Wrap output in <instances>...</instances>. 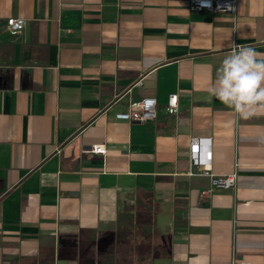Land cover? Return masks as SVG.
I'll return each instance as SVG.
<instances>
[{"label": "crops", "instance_id": "crops-1", "mask_svg": "<svg viewBox=\"0 0 264 264\" xmlns=\"http://www.w3.org/2000/svg\"><path fill=\"white\" fill-rule=\"evenodd\" d=\"M233 43L264 53V0H0V264H264V115L208 93ZM146 98L155 121L115 120ZM192 137L234 190L200 197Z\"/></svg>", "mask_w": 264, "mask_h": 264}, {"label": "built area", "instance_id": "built-area-1", "mask_svg": "<svg viewBox=\"0 0 264 264\" xmlns=\"http://www.w3.org/2000/svg\"><path fill=\"white\" fill-rule=\"evenodd\" d=\"M188 9L191 12L207 11L212 14L228 13L232 16L236 14L237 0H188ZM25 29L23 18H10L7 20L5 31L11 37L19 36ZM140 84V83H139ZM179 107L177 94L168 97L165 111L168 115H175ZM157 103L155 99L146 98L134 101L128 105L125 112L114 114L115 120L125 122H135L140 124L150 123L156 120ZM211 139L192 137L189 140V159L193 168H202L200 175L209 177V188L200 192V197L208 199L215 190H234L237 186V173L234 171L224 176H214L208 173L206 165L210 162ZM92 155H105L103 147L94 146L90 150ZM229 264H250L246 261H239L232 255Z\"/></svg>", "mask_w": 264, "mask_h": 264}, {"label": "clouds", "instance_id": "clouds-1", "mask_svg": "<svg viewBox=\"0 0 264 264\" xmlns=\"http://www.w3.org/2000/svg\"><path fill=\"white\" fill-rule=\"evenodd\" d=\"M208 93L240 119L264 115V53L233 43Z\"/></svg>", "mask_w": 264, "mask_h": 264}]
</instances>
